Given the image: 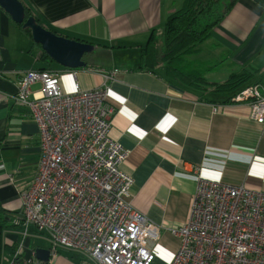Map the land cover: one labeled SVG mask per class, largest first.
Here are the masks:
<instances>
[{"label":"crops","instance_id":"obj_1","mask_svg":"<svg viewBox=\"0 0 264 264\" xmlns=\"http://www.w3.org/2000/svg\"><path fill=\"white\" fill-rule=\"evenodd\" d=\"M23 1L56 33L94 47L91 61L83 55L86 66L42 61L40 46L0 7L1 208H19L18 190L29 183L37 166L38 125L12 94L21 72L40 68L56 71L66 93L107 86L106 102L113 109L109 137L127 151L120 169L133 179L128 201L158 226L159 237L151 248L160 264H168L179 245L170 229L189 218L194 169L210 180L264 192V124L251 117L248 103L223 102L217 94L203 100L168 78L163 66L134 69L139 47L153 31L161 32L166 16L182 0ZM185 60L213 64L206 76L216 82L241 68H258L254 80L264 87V0H237L210 38ZM38 88V83L32 85V90ZM2 233L6 243L21 242L23 261L36 259V247L47 248L30 245L37 237L34 232L23 239L14 227ZM10 257L6 248L0 264H9ZM76 262L61 251L54 264Z\"/></svg>","mask_w":264,"mask_h":264},{"label":"built area","instance_id":"obj_2","mask_svg":"<svg viewBox=\"0 0 264 264\" xmlns=\"http://www.w3.org/2000/svg\"><path fill=\"white\" fill-rule=\"evenodd\" d=\"M106 88L66 93L56 71L19 75L12 99L27 108L40 141L35 172L18 190L11 224L21 239L31 232L48 239L47 261L23 262L53 264L61 251L76 256V264L154 260L151 242L159 228L128 201L133 179L120 169L127 151L109 137L113 109ZM230 100L248 103L251 117L264 124L261 84L242 87ZM193 174L189 218L170 229L179 245L168 264H264V192L204 178L197 169ZM17 243L9 264L21 255Z\"/></svg>","mask_w":264,"mask_h":264},{"label":"trees","instance_id":"obj_3","mask_svg":"<svg viewBox=\"0 0 264 264\" xmlns=\"http://www.w3.org/2000/svg\"><path fill=\"white\" fill-rule=\"evenodd\" d=\"M20 1L24 7V18L33 16L37 23L50 29L23 0ZM236 1L182 0L180 7L166 16L161 32L153 31L147 42L139 47V62L134 69L154 71L159 66H163L168 78L195 90L203 100H209L207 97L217 94L223 96V102L229 101L231 96L242 87L257 83L252 78L259 72L258 68H241L237 72L230 73L224 80L216 82L206 76L213 64L185 60V56L195 52L199 44L210 38L213 28L228 14ZM15 24L31 39L28 28H23L21 23ZM217 45L216 43L212 47ZM39 59L47 63L53 61L44 51H41ZM7 222L8 225L5 224ZM5 227H14L8 211L0 214V234ZM17 244V242L5 243L3 248H12V255ZM73 256L70 255V258ZM15 263L23 264L21 255L17 256Z\"/></svg>","mask_w":264,"mask_h":264},{"label":"water","instance_id":"obj_4","mask_svg":"<svg viewBox=\"0 0 264 264\" xmlns=\"http://www.w3.org/2000/svg\"><path fill=\"white\" fill-rule=\"evenodd\" d=\"M0 7L13 22L21 23L23 28L30 30L31 40L37 43L54 62L67 68L86 66L83 55L93 50V44L55 33L37 23L33 16L24 18V7L20 0H0ZM34 258L47 261L48 249L36 247ZM23 264L35 263L23 262Z\"/></svg>","mask_w":264,"mask_h":264},{"label":"rangeland","instance_id":"obj_5","mask_svg":"<svg viewBox=\"0 0 264 264\" xmlns=\"http://www.w3.org/2000/svg\"><path fill=\"white\" fill-rule=\"evenodd\" d=\"M91 54L90 52L88 53H85L84 54V58L87 60V61H91ZM40 69H46V68H40ZM218 77H220L218 80L222 79V76L219 75ZM252 79H255L254 77ZM5 209L4 208H1L0 206V214H2V212L4 211ZM19 210V208L17 210H8V213L12 216L13 213L17 212ZM6 211V210H5ZM7 212V211H6ZM3 229L1 230V234H0V256L1 254L3 253V251L5 250L3 248L4 244L6 242L3 241V233H2ZM36 234V233H34ZM8 243V242H7ZM36 243V244H40V245H43V246H47L48 245V239H47V236H45L44 234H37V237L35 239H33L31 241V246H33V244ZM9 244V243H8ZM12 250V248H10ZM64 254V253H63ZM57 257V256H56ZM56 257L54 258V261H53V264L55 262V259ZM73 259H77L76 256H73ZM150 264H160L157 260H153Z\"/></svg>","mask_w":264,"mask_h":264}]
</instances>
